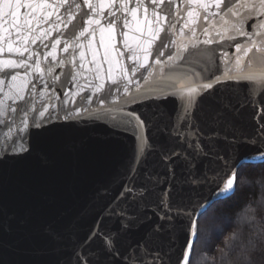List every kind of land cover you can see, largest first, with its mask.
I'll return each mask as SVG.
<instances>
[{"label": "water", "instance_id": "1", "mask_svg": "<svg viewBox=\"0 0 264 264\" xmlns=\"http://www.w3.org/2000/svg\"><path fill=\"white\" fill-rule=\"evenodd\" d=\"M11 2L32 5V8L14 9L22 25L24 14L32 12L33 16L30 31L28 25H23L20 38L15 30L9 36L3 22L12 18L4 15L7 9L2 7L4 0H0V264H129V257L136 255V245L144 240L159 218L158 213L167 210L156 196L142 207L131 204L130 197L125 199L121 193L126 192V186L134 190L142 187L148 171L163 179L156 187L157 192H174L176 185H170L169 179L185 177L184 165L176 163V158L172 161L176 163L175 176L169 177L157 147L163 145L166 149L193 154L187 141L182 143L179 135L165 136L158 130L160 125L167 124L171 131L175 123L180 132L195 131L176 120L188 101L187 87L197 88L189 106L195 120L201 118L202 97H206L207 92L231 96L233 103L239 100L245 106L232 126L221 124L216 129L219 132L216 150L224 159L209 156L197 161L198 172L206 171L219 182V188L215 184L186 185L180 196L174 193L169 214L175 216L176 206H179L198 220L213 203L235 192L237 179L232 190L219 197L216 195L243 164L264 162V115L257 114L264 111L261 104L264 82L226 76L229 72L237 75V57L242 59L241 68L245 72L250 70L249 58H252L251 71L258 72L264 67L261 54L251 47L253 42L258 48L264 46V29L258 28L264 14H249L250 9L240 8L245 17V35H239L224 24L223 13L211 15L219 11L214 5L205 13L192 0H171L170 5L168 0L163 4L160 0L155 4L153 0H128L129 8L137 7L138 2L142 5L136 19L130 14L126 16L129 28H123L125 13L120 8V0H115L111 9L105 7L101 17L90 11L85 0ZM89 2L99 7L100 0ZM248 2L258 4V0ZM160 7L165 8L160 15L170 16L171 24L175 25L170 28L167 21L163 22L162 26L169 31L160 35L167 34L169 41H176L160 49L164 55L156 54L159 40L148 47L150 25L144 19V8L148 10V20L153 21L152 12H159ZM189 9L199 16L189 17ZM110 10L116 13L115 17L107 15ZM205 15L208 20L204 19ZM89 16L101 19L103 27L109 20L116 21L115 39L109 42L108 34H104L107 60L99 26H92L94 38L92 29L85 34L87 39L79 36L80 31L88 27ZM224 18L230 23L237 19ZM137 20L143 34L135 31ZM155 26L151 25L153 29ZM205 29H208L207 35ZM122 31L128 32L130 37L127 45ZM205 40L212 43L205 45ZM193 42H197L198 48L210 51L201 63H184L175 54L184 45L191 48ZM9 43L14 49L11 52ZM65 44L69 45L67 51ZM238 44L251 49L247 56L238 51ZM129 46L134 51H130ZM17 47L23 52L22 56L15 51ZM169 55L173 56L172 60ZM135 56L139 59H129ZM6 60L24 63L20 67L6 68L3 63ZM206 63L212 71L204 79L200 73L205 71ZM133 68L136 69L134 74ZM207 82L213 83L212 90L200 88ZM40 112H44V116ZM128 113L145 117L149 120L148 126H137L134 117L131 124L120 122L122 117L128 118ZM154 115L159 116L155 122L151 120ZM208 131L204 129L205 134ZM201 143L207 149V140L202 139ZM138 147L144 149L140 161L137 160ZM197 203L201 207L196 208ZM115 204L121 207L127 204L130 215L138 211L151 219L119 232V218L110 217L105 211ZM95 232L101 235L95 236ZM108 232L119 233L113 237L112 254L102 247L103 233ZM184 236L178 224L175 251L171 253L173 264L181 254L180 243ZM196 238L192 237L194 244ZM192 251L193 248L188 253L190 260Z\"/></svg>", "mask_w": 264, "mask_h": 264}, {"label": "snow or ice", "instance_id": "2", "mask_svg": "<svg viewBox=\"0 0 264 264\" xmlns=\"http://www.w3.org/2000/svg\"><path fill=\"white\" fill-rule=\"evenodd\" d=\"M192 2L197 3V6L199 8H202L205 13L208 12V9L211 6H215L216 9H218V12L212 13L211 15L217 16L221 15L223 13L224 15L221 16V19L223 20L224 24L230 25V28L232 31H235L239 35H245L244 29H243V23L245 17L241 15L239 9L245 8L250 9L249 14H252L253 12L257 15L264 14V0H258V4L253 2L249 3L248 0H211V2H207V0H192ZM85 3L87 4V7L90 9V11L95 14L96 17L103 16L105 7H108L111 9L112 5L115 3V0H108V3H105V0H100L99 7L97 8L93 3L89 2V0H85ZM153 3H156V0H153ZM164 0H160V4H163ZM168 4H171V0H168ZM4 9H7V11L4 13V15L11 16V21L5 20L3 24L7 25L9 36L12 35V31L15 30L17 38H20L21 31L23 29V25H28V30H31V24H32V16L33 13L29 12L24 14L26 18L23 21V25L20 22L19 14H17L14 9L19 8H32L31 4H22V3H12L11 0H4L3 6ZM43 7V5H41ZM79 7V5H77ZM142 5L138 2L137 7L129 8L128 7V0H120V8L125 13V18L123 19V28H129L130 21L126 18L127 15H131L133 19H136L137 13L140 10ZM159 7V5H157ZM165 8L160 7L159 12L153 11L152 16L155 17V20L149 21L147 16V8H144V19L145 21H148L149 23V33L151 35V40L147 41L148 47L151 48L152 44L155 43V41L159 40V44L156 46V54L157 55H164L160 49L167 48L169 46V43L175 44L176 41H169V37L167 34L160 35L161 32L167 33L169 31V28L163 27V22L167 21L170 28H174L175 25L171 24L170 16H161L160 12H164ZM107 15L115 17L116 13L112 12L111 10L107 13ZM189 17H198V13H194L191 9L188 11ZM236 17L234 23H230L228 19H225L224 17ZM205 20H208V16H204ZM155 24V28L153 29L151 27L152 24ZM88 27H84L82 31H80L79 36L84 37L87 39L88 37L85 35L86 33H89V29H92L91 35L93 38L95 37V29L92 28L93 25L99 26L100 36H101V46L105 47V59L107 60L108 55V45L104 42V34H108L109 42L111 40L115 39V33H116V21L115 20H109L106 27L100 26L101 25V19L96 18L93 19L92 16H89V19L87 20ZM185 27L188 26V22L185 23ZM258 28L264 29V21H261L258 24ZM2 30V28H0ZM135 31L141 32L143 34V30L140 27V21H136V28ZM205 35L208 33V29L204 30ZM122 34L125 38L124 43L127 45L128 40L130 39L128 32L122 31ZM261 33H257V35H260ZM74 35V33H73ZM79 39V38H77ZM135 39V38H132ZM26 42V41H25ZM35 40H33V43ZM56 43H59L57 41ZM92 41L89 40V44L91 45ZM205 45L211 44V40H205L203 41ZM56 45L53 44V47ZM139 47V43L137 45ZM69 45L65 44L64 50H68ZM252 48H255L257 52H259L261 62L264 63V46L257 47L256 43L253 42L251 45ZM238 51H242L245 56L248 55L249 51L251 49L247 46H240L237 45ZM8 50L11 52L13 51L12 43H9ZM130 51H134L129 46ZM15 51L19 55H23V52L17 47ZM26 51V49H25ZM147 51V49H145ZM210 51L208 49H200L197 47V42H193L191 45V48H189L187 45L182 46L181 49H178L177 53L175 54L177 58H180L182 62L188 63L191 62L193 64L201 63L203 61V58L207 55V52ZM183 53H186V55H183ZM51 55V53H49ZM83 55V53L81 54ZM95 56V54H94ZM129 59H139L138 56L135 57H129ZM173 56L169 55V60H172ZM251 60L252 58H249V71L245 72L241 68L242 59L240 57H237L235 62V68L237 75L233 76L231 72L226 73V76L228 79H237L240 81H253V80H260L261 82H264V67H261L258 72L251 71ZM4 67L6 68H14V67H20L24 62L20 61L17 63L14 60H6L3 62ZM40 62L37 60L36 62V68L39 70ZM143 66L142 64L140 65ZM111 70V65H110ZM135 68L132 69L133 74L135 73ZM51 71V69H49ZM212 71L210 64L206 63L205 71L200 73L201 76H203L204 79H207V73H210ZM111 79V76L109 77ZM125 78H127V73H125ZM13 80H16V77H12ZM147 79V77H145ZM217 82H219L217 78ZM99 87H103V85H100ZM181 87H186L185 85H181ZM245 87H248V85H245ZM200 88L203 90H212L213 89V83L207 82L200 85ZM99 90V88L97 89ZM127 88H125V93H127ZM251 88H249V92L251 93ZM197 92V88L195 87H187V96L188 101L183 106V111L180 112V114L176 117L177 121H182L186 124H188L191 128H194L195 131L192 132H180L179 129L176 127V124L174 123L172 126V130L169 131V127L167 124H162L159 126V132L162 135L165 136H176L179 135L181 142L187 141L189 148L192 150V155H186L183 153V151H176L174 148L166 149L163 145H160L157 147V151L160 155V160L165 162V166L168 170L169 177H174L175 172L174 168L176 166V163H182L184 165L183 171L186 173L185 177L183 179H175L174 181L169 179V184L171 185L174 183L176 185L174 192L172 190H165L163 192H157L156 187L159 183L163 182V179L158 177L157 175H153L151 171L145 172L144 174V183L143 186L139 189H133L130 186H126V192L121 193V196L125 199H128L130 197V203L131 204H139L140 206H147L146 202L149 200L152 196H156L159 198L160 204L167 210L165 213L160 214L158 213V219L157 221L152 225V227L149 229V231L145 234V238L142 242L138 243L136 245V255L134 257H129V264H173V259L171 253H173L175 250L173 248V245L177 242V225L179 224L180 231L185 233L183 241L180 243L181 248V254L177 255L176 260L174 264H191L190 257L188 255L189 251L194 247V242L192 240V237L199 238L200 236V226L199 221L193 218V214L189 212H184L180 209L179 206H176V215L173 216L169 214L173 209L172 204V198L175 193L176 196H180L181 193H184L185 186L186 185H213L215 184L217 188H219V182L212 177H209L207 172L199 173L197 170V161L200 157H209L212 156L214 159H224L223 157H220L216 150V144L215 141L219 137V132L216 131V129L221 125L232 126L234 121L240 117L241 110L245 106L244 103L237 100L236 103H233V98L231 96H225L223 94L216 96L214 92H207L206 97H202V100L204 101V107L201 109V118L200 120H195L193 113L190 112L189 106L192 104L193 95ZM20 99H23V96L19 97ZM261 104H264V101H261ZM258 115H264V111L257 113ZM41 116H44V112H40ZM128 118H121L122 123L125 124H131L132 118H135V123L137 126L140 127H147L149 120L146 119L143 116L136 115L135 113H128ZM113 119H116L115 116L112 117ZM159 119V116H152L151 120L153 122L157 121ZM207 128L209 131L207 134L204 133V129ZM206 139L208 142V147L205 149L202 147L201 140ZM195 141V143H193ZM255 141H253L254 143ZM231 143H235V141H232ZM151 147V145H149ZM234 151V150H233ZM144 152L143 148L138 147L137 149V160H141V153ZM173 158H176V163H172ZM227 163V160L225 161ZM212 161H209V164H211ZM219 175V173L217 174ZM238 177V174L233 175L232 177H229L227 181L224 183L223 188L216 193L217 197H219L221 194L226 193L229 190L233 189L234 182L236 181ZM204 199H208L207 197H204ZM211 203V202H210ZM201 207L199 203L196 204V208ZM107 214L110 217H117L120 220L121 228L119 232H126L130 228L138 227L141 223H145L151 218L148 216H141L139 212L137 211L136 214H129V207L126 204L124 207H121L119 204H115L112 206H109L105 209ZM203 215V213H201ZM183 221V223H180ZM95 236H100L101 232H95ZM119 233L117 232H108L103 233V240H102V247L104 251L112 254L114 253V236H118ZM255 251V245H252L251 252Z\"/></svg>", "mask_w": 264, "mask_h": 264}, {"label": "trees", "instance_id": "3", "mask_svg": "<svg viewBox=\"0 0 264 264\" xmlns=\"http://www.w3.org/2000/svg\"><path fill=\"white\" fill-rule=\"evenodd\" d=\"M237 174L235 192L198 219L191 264H264V162L243 164Z\"/></svg>", "mask_w": 264, "mask_h": 264}]
</instances>
